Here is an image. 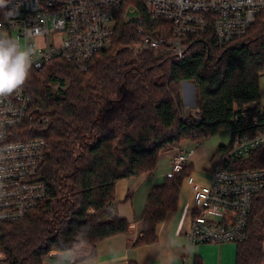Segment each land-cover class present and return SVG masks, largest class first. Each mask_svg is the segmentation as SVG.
Masks as SVG:
<instances>
[{"label":"trees","instance_id":"16d2710c","mask_svg":"<svg viewBox=\"0 0 264 264\" xmlns=\"http://www.w3.org/2000/svg\"><path fill=\"white\" fill-rule=\"evenodd\" d=\"M141 14V24L119 20L111 48L94 55L87 70L60 58L30 70L22 87L31 108L50 118L35 137L47 144L39 174L51 199L26 218L0 225L6 256L0 264H45L53 253L82 245L92 248L93 257L99 242L130 232V222L114 210L117 181L155 172L159 155L185 140L230 129L231 142L219 148L224 152L236 134L252 129L242 112L250 104L263 109L264 13L224 48L211 33L188 37L183 59L165 46L151 50L141 43L140 28L154 37L163 29ZM183 81L196 86L198 122L184 116ZM191 172L189 165L152 189L135 245L155 243L158 224L177 207ZM247 225L235 264H262L264 192L253 196Z\"/></svg>","mask_w":264,"mask_h":264},{"label":"built area","instance_id":"2783aa9c","mask_svg":"<svg viewBox=\"0 0 264 264\" xmlns=\"http://www.w3.org/2000/svg\"><path fill=\"white\" fill-rule=\"evenodd\" d=\"M141 13L150 25L163 26L157 37L140 28L141 43L151 50L165 46L183 59L188 37L211 33L218 47L224 48L245 36L264 13V0H9L0 12V28L21 48L33 50L31 70L40 71L60 58L83 72L94 55L111 48L119 20L141 24ZM186 111L183 108L188 117ZM189 111L196 122L201 120L199 104ZM242 116L251 118L253 127L236 134L228 150L219 152L210 168L209 185H197L192 174L184 178L194 188L186 235L191 246L245 241L253 196L264 192V110L246 105ZM48 120L31 108L23 87L0 97V225L26 218L51 199L39 174L47 144L35 137L36 127ZM179 147L167 178L190 164L194 151ZM182 264L195 261L188 255Z\"/></svg>","mask_w":264,"mask_h":264},{"label":"crops","instance_id":"0c3cea01","mask_svg":"<svg viewBox=\"0 0 264 264\" xmlns=\"http://www.w3.org/2000/svg\"><path fill=\"white\" fill-rule=\"evenodd\" d=\"M181 84L183 108H187L185 113L189 117L192 115L189 108H194L197 104V90L189 81H183ZM220 146L225 145L216 140L202 139L185 140L179 147L182 151H194L189 165L197 185H209L210 168L220 156ZM177 151V148H173L162 152L155 172L116 182L114 210L130 222L129 233L102 240L98 243L93 257L92 248L82 245L70 253H53L46 258L45 264H182L183 258L188 255L193 258L195 264L196 261L201 264H235L237 245L232 242L190 245L186 235L193 216L194 188L185 181L182 182L177 207L157 226L155 243L135 245L142 236V216L147 198L152 189L162 184L171 172L172 160Z\"/></svg>","mask_w":264,"mask_h":264},{"label":"clouds","instance_id":"9594fccd","mask_svg":"<svg viewBox=\"0 0 264 264\" xmlns=\"http://www.w3.org/2000/svg\"><path fill=\"white\" fill-rule=\"evenodd\" d=\"M8 4L9 0H0V8H6ZM32 56V49L21 48L6 31H0V97L12 94L26 83Z\"/></svg>","mask_w":264,"mask_h":264},{"label":"rangeland","instance_id":"374dc122","mask_svg":"<svg viewBox=\"0 0 264 264\" xmlns=\"http://www.w3.org/2000/svg\"><path fill=\"white\" fill-rule=\"evenodd\" d=\"M3 10H4V8H0V12H2ZM133 16L134 17H138V14H135ZM0 31H6L8 34H10L5 28H1ZM260 82H261V86H262V88H261V97H262V99H261V105H262L263 110H264V74L261 77ZM195 102L198 104L197 101H195ZM40 115H42V114H40ZM42 116H45V115H42ZM36 124L38 126V122ZM44 124L42 126L36 127L35 132L36 133L37 132H40L42 130V127L44 126ZM231 138H232V131L230 129H227V130L221 131L219 134L214 135L213 137H209V138H205V139H208L210 141L211 140H216V141H219V143H221V144H223L225 146L226 145L228 146V144L231 142ZM5 258H6L5 254L3 252L2 253L0 252V262H2V260H4Z\"/></svg>","mask_w":264,"mask_h":264}]
</instances>
